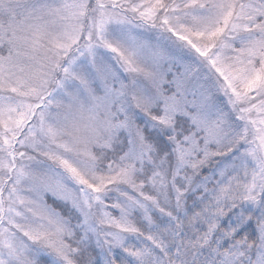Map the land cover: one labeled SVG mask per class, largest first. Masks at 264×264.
<instances>
[{
  "label": "snow or ice",
  "instance_id": "obj_1",
  "mask_svg": "<svg viewBox=\"0 0 264 264\" xmlns=\"http://www.w3.org/2000/svg\"><path fill=\"white\" fill-rule=\"evenodd\" d=\"M0 264H264V0H0Z\"/></svg>",
  "mask_w": 264,
  "mask_h": 264
}]
</instances>
